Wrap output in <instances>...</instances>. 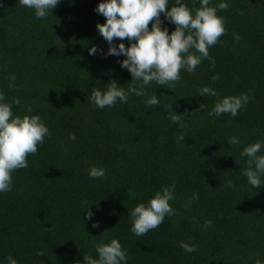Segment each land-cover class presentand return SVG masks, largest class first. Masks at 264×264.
<instances>
[{"label": "trees", "instance_id": "16d2710c", "mask_svg": "<svg viewBox=\"0 0 264 264\" xmlns=\"http://www.w3.org/2000/svg\"><path fill=\"white\" fill-rule=\"evenodd\" d=\"M228 2L217 13L225 33L209 48L211 60L203 59L192 73L181 69L170 86L152 82L145 88L159 105L145 109V96L131 94L126 103L100 109L89 99L92 89L103 90L110 80L127 88L132 77L120 66L122 55L104 54L108 43L96 26L106 18L94 10L99 0H61L41 19L17 0H0V90L8 102L20 99L14 115L31 107L51 132L26 157L28 167L12 173L11 190L0 193L3 264L8 256L17 264H82L83 255L97 258L94 242L112 238L127 250L128 264L264 259V187L248 184L242 175L247 157L240 155L264 141V0ZM184 3L200 7L199 0ZM174 4L169 0V7ZM164 25L175 29L167 20ZM93 45L104 53L89 55ZM13 74L15 87L9 88ZM205 85L218 95H200ZM241 93L249 102L235 117L209 116L218 98ZM169 105L185 127L170 120ZM181 134L185 140L178 143ZM231 136L240 143L228 144ZM92 165L104 168L105 176L89 178ZM172 183L175 214L135 235L129 211ZM88 210L91 219L84 218ZM206 220L212 221L207 228ZM181 241L197 250L185 252Z\"/></svg>", "mask_w": 264, "mask_h": 264}, {"label": "clouds", "instance_id": "9594fccd", "mask_svg": "<svg viewBox=\"0 0 264 264\" xmlns=\"http://www.w3.org/2000/svg\"><path fill=\"white\" fill-rule=\"evenodd\" d=\"M28 9L34 10L37 19L46 18L52 9L61 0H17ZM200 7L195 10L189 8L184 0H175V4L169 7V0H99L95 11L106 19L104 23H97V30L108 43L107 52L93 45L88 49L89 55H95L98 51L105 55L123 56L120 66L126 68L131 74L132 80L127 88L119 86L115 80H110L106 87L92 89L90 101L97 108L113 106L117 100L126 103L131 94L145 96V109L159 105L157 95L148 96L145 88L152 82L166 86L181 78V69L192 73L205 58L211 60L209 48L218 42L219 37L225 33L224 17L218 15V10L229 8L228 0H220L213 5L211 0H199ZM163 13V19L161 18ZM175 25V29L169 32L164 21ZM152 22L149 28V22ZM235 40H239L238 34H233ZM129 44L126 47L124 40ZM118 40L119 43H114ZM214 63V60L212 61ZM216 80L218 77H211ZM9 88L15 87L11 81H15V75H10ZM139 82V83H138ZM200 95L217 96L215 89L205 85L199 90ZM18 97H13L11 102L6 101L4 92L0 90V193L11 190L12 173L17 169L28 167L26 157L38 151V145L45 142V137L51 132L38 114H32L31 107L26 109L24 115H14L13 105L20 104ZM249 102L247 93L218 98L214 107L209 111V116H220L228 113L235 117ZM202 107V105H201ZM168 116L173 123L185 127L182 116L169 105ZM69 139L75 141V133H69ZM185 140L181 134L177 142ZM228 144L238 145L240 139L231 136ZM264 141H256L243 148L240 155L247 157L246 167L242 175L247 178L251 187H264ZM91 179L105 176V169L92 165L88 169ZM231 187V181L228 182ZM176 185L172 183L157 190L146 202L138 203L128 213L131 218V231L137 236H143L148 231L158 228L168 215H174L175 210L170 201L174 199ZM192 199H198L194 193ZM86 209H89V205ZM85 210V209H84ZM91 210L85 212V219H91ZM212 223L206 220L203 227L207 228ZM93 227H98L93 222ZM180 247L187 253L195 252L196 246L190 242H180ZM97 258L91 255H83L82 264H128L127 250L122 247L117 238L108 242H94ZM40 255V253H37ZM7 264H17L11 257H6ZM0 264H3L0 261ZM255 264H264V259L257 258Z\"/></svg>", "mask_w": 264, "mask_h": 264}]
</instances>
